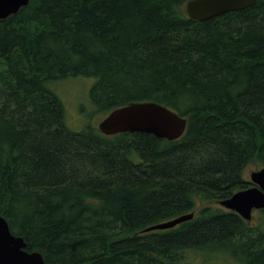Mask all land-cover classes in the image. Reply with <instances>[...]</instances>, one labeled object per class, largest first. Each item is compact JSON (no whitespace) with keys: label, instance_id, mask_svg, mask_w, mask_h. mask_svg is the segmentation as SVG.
<instances>
[{"label":"trees","instance_id":"trees-1","mask_svg":"<svg viewBox=\"0 0 264 264\" xmlns=\"http://www.w3.org/2000/svg\"><path fill=\"white\" fill-rule=\"evenodd\" d=\"M187 1L29 0L0 19V215L47 263L185 264L210 248L264 264V208L253 227L201 205L264 166V0L205 20ZM79 76L94 79L92 110L73 130L50 84ZM144 101L185 116L184 135L91 122Z\"/></svg>","mask_w":264,"mask_h":264},{"label":"water","instance_id":"water-1","mask_svg":"<svg viewBox=\"0 0 264 264\" xmlns=\"http://www.w3.org/2000/svg\"><path fill=\"white\" fill-rule=\"evenodd\" d=\"M257 0H188V16L195 20L209 19L227 12L252 6ZM29 0H0V19L6 18L27 5ZM187 118L166 105L154 101L135 102L116 107L98 123L104 134L118 132H146L160 138L174 140L184 135ZM254 184L223 199L220 204L251 220L254 209L264 208V166L250 174ZM186 213L170 220L149 226L145 231L167 229L192 219ZM0 264H50L38 251L26 249V241L11 232L7 219L0 215Z\"/></svg>","mask_w":264,"mask_h":264},{"label":"rangeland","instance_id":"rangeland-1","mask_svg":"<svg viewBox=\"0 0 264 264\" xmlns=\"http://www.w3.org/2000/svg\"><path fill=\"white\" fill-rule=\"evenodd\" d=\"M94 82L93 78L89 77H71L50 84L51 89L62 99L67 111V124L73 130H81L87 121H89L88 113L91 112L89 90ZM100 114L95 115L91 122L96 125L101 120ZM260 163H252L244 170V177L250 179V174L254 170L262 167ZM217 204L215 201H204L201 205ZM222 208H226L222 206ZM199 211V208L196 212ZM263 214L255 209L250 222L253 227H261ZM202 248L200 251L188 250L185 252V264H242L233 257L230 253L221 249Z\"/></svg>","mask_w":264,"mask_h":264},{"label":"flooded vegetation","instance_id":"flooded-vegetation-1","mask_svg":"<svg viewBox=\"0 0 264 264\" xmlns=\"http://www.w3.org/2000/svg\"><path fill=\"white\" fill-rule=\"evenodd\" d=\"M263 209V208H262ZM262 209H258V211H260L262 213ZM250 223V222H249Z\"/></svg>","mask_w":264,"mask_h":264}]
</instances>
